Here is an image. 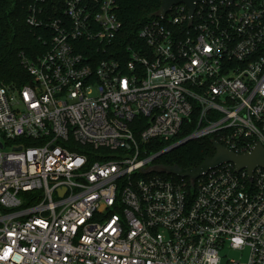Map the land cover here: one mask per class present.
Returning <instances> with one entry per match:
<instances>
[{
  "label": "built area",
  "instance_id": "built-area-1",
  "mask_svg": "<svg viewBox=\"0 0 264 264\" xmlns=\"http://www.w3.org/2000/svg\"><path fill=\"white\" fill-rule=\"evenodd\" d=\"M64 5L30 81L0 80V264H264V167L147 172L192 139L264 147V0L174 5L125 59L114 0Z\"/></svg>",
  "mask_w": 264,
  "mask_h": 264
},
{
  "label": "trees",
  "instance_id": "trees-1",
  "mask_svg": "<svg viewBox=\"0 0 264 264\" xmlns=\"http://www.w3.org/2000/svg\"><path fill=\"white\" fill-rule=\"evenodd\" d=\"M162 0H114V13L121 27L112 48L121 59L127 58V45L139 42L138 30L160 8ZM64 0H0V80L22 86L30 81L25 61L36 60L48 48L53 31L50 22L64 18ZM34 14L35 22L29 21ZM141 43V40L140 42ZM210 137L192 139L161 155L158 164L196 167L214 154ZM163 143H151L147 153L160 150Z\"/></svg>",
  "mask_w": 264,
  "mask_h": 264
},
{
  "label": "water",
  "instance_id": "water-1",
  "mask_svg": "<svg viewBox=\"0 0 264 264\" xmlns=\"http://www.w3.org/2000/svg\"><path fill=\"white\" fill-rule=\"evenodd\" d=\"M205 0H162L160 8L155 12L156 17L163 18L171 7L178 4H185L188 8L189 22L192 20L195 8L197 4L204 2ZM228 3L231 0H226ZM214 154L211 157H207L196 167L182 168L178 165H163L155 164L149 168L147 172H159L166 174H173L179 177H185L190 180L191 183L206 173L210 169H213L224 162H231L234 164L236 171L246 169L249 178L252 177V172L257 167H264V147L260 143H256L250 152L237 154L230 151L228 148L221 145L217 140H210ZM184 142H181L177 146L171 147L170 150L175 149ZM165 153V152H164ZM160 155V154H159Z\"/></svg>",
  "mask_w": 264,
  "mask_h": 264
},
{
  "label": "rangeland",
  "instance_id": "rangeland-1",
  "mask_svg": "<svg viewBox=\"0 0 264 264\" xmlns=\"http://www.w3.org/2000/svg\"><path fill=\"white\" fill-rule=\"evenodd\" d=\"M248 248L245 247L243 249H232V248H224L220 251V257L222 262L230 259V260H240L242 262H246L248 259Z\"/></svg>",
  "mask_w": 264,
  "mask_h": 264
}]
</instances>
